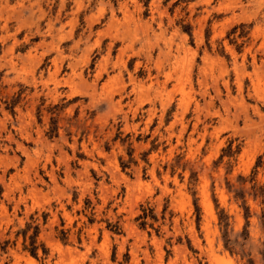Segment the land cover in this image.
Segmentation results:
<instances>
[{
	"label": "rangeland",
	"instance_id": "374dc122",
	"mask_svg": "<svg viewBox=\"0 0 264 264\" xmlns=\"http://www.w3.org/2000/svg\"><path fill=\"white\" fill-rule=\"evenodd\" d=\"M0 264H264V0H0Z\"/></svg>",
	"mask_w": 264,
	"mask_h": 264
},
{
	"label": "clouds",
	"instance_id": "9594fccd",
	"mask_svg": "<svg viewBox=\"0 0 264 264\" xmlns=\"http://www.w3.org/2000/svg\"><path fill=\"white\" fill-rule=\"evenodd\" d=\"M39 242V241H38Z\"/></svg>",
	"mask_w": 264,
	"mask_h": 264
}]
</instances>
